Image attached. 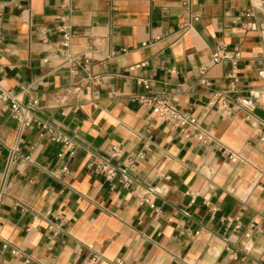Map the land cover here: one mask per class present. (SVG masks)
I'll return each instance as SVG.
<instances>
[{"label": "crops", "instance_id": "1", "mask_svg": "<svg viewBox=\"0 0 264 264\" xmlns=\"http://www.w3.org/2000/svg\"><path fill=\"white\" fill-rule=\"evenodd\" d=\"M192 2L201 19L183 30L180 0H0V86L37 99V119L74 149L60 157V142L29 128L30 158L10 162L19 123L0 102V264H264V96L249 116L236 110L230 64L211 62L218 45L238 50L241 95L264 88V36L245 15L252 0ZM161 90L196 118L186 134L135 100ZM140 150L132 188L95 169ZM148 184L166 188L155 207L139 201Z\"/></svg>", "mask_w": 264, "mask_h": 264}, {"label": "built area", "instance_id": "2", "mask_svg": "<svg viewBox=\"0 0 264 264\" xmlns=\"http://www.w3.org/2000/svg\"><path fill=\"white\" fill-rule=\"evenodd\" d=\"M181 6L184 10V15L187 21L184 23L182 29H189L193 22H197L201 19V13L197 10L192 0H180ZM260 14V19L258 15ZM247 17H254L255 20L249 24L252 29H259L264 36V0H252L251 6L245 14ZM59 32L62 34L63 43L67 46L71 40V31L67 24H61L58 27ZM240 53L238 50H229L225 45H218L212 52L211 62L213 64H230L231 70L226 73L225 77L229 80L227 89L224 95L236 94L233 97V108L236 110L244 111L249 116L253 109L256 107V103L264 96V88H253L249 90L247 95H241L239 89L240 76L237 71L238 59ZM147 62H141L131 67V69L143 67ZM208 67L203 66L199 69L200 83L208 86L210 83L205 77ZM258 75L261 79H264V67L259 70ZM139 83L144 86L146 90L151 88V83L147 79L140 78ZM219 94L217 95V97ZM135 100L141 104L151 108L152 113L161 118L163 122L171 123L173 126L179 128L186 134L190 126H194L197 123L196 118L184 111H181L172 101L169 94L165 90L158 91L151 95L140 94L135 97ZM0 102L8 103L10 106L12 116L19 123L18 141L10 150L9 161L14 163L17 161H24L30 158L29 155L25 157L21 156V146L23 142V132L29 128H39L42 130L41 135L45 132L50 134V140L54 142H60L62 144V151L59 154L62 157L65 151L73 153V141L70 137L64 136L59 133L48 122L37 119L36 109L38 105L37 99L30 98L27 102H22L12 91H8L0 86ZM225 105V104H223ZM219 107V106H218ZM189 136V135H187ZM193 136V135H192ZM196 137L204 142H213V138L205 136L204 134H197ZM261 140H264V136H261ZM228 158L231 161L239 160V156L233 151H227ZM120 151L117 147L113 148V157H118ZM145 157V151L140 150L136 153L126 157V163L123 166H115L108 160H102L95 164V169L105 174L109 180L118 179L121 184L126 188H132L135 184L132 176V169L136 162ZM140 193L138 195L139 201L142 205H148L155 207L154 199L163 197L166 194L165 185H145L138 188ZM3 191L0 190V204L3 202ZM188 215L187 212H184ZM250 236V233H247ZM4 250H10L13 255H18L19 250L12 248L8 243L3 244ZM101 255H94L91 259L93 263H98L101 260ZM113 264H125L122 259H116Z\"/></svg>", "mask_w": 264, "mask_h": 264}]
</instances>
